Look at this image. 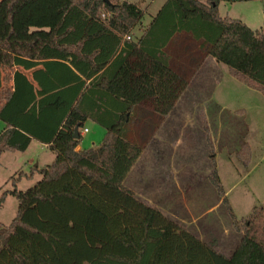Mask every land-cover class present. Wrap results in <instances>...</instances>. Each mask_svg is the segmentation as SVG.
I'll use <instances>...</instances> for the list:
<instances>
[{"label": "trees", "instance_id": "trees-1", "mask_svg": "<svg viewBox=\"0 0 264 264\" xmlns=\"http://www.w3.org/2000/svg\"><path fill=\"white\" fill-rule=\"evenodd\" d=\"M110 2L0 0V159L7 151L25 152L33 140L55 154L51 164L35 169L41 178L32 187L17 189L22 177L34 176L19 171L11 189H0V208L8 196L18 202L11 223L0 222V264H63L37 247L57 257L59 245L70 246L40 224L42 206L61 215L81 212L91 244L100 247L98 257L66 264H264V228L258 230L264 205L242 229L216 170L213 185L233 226L244 230L230 257L123 184L145 149L136 135L137 109L167 117L189 85L191 75L172 59L185 39L199 62L212 57L264 94V28L221 17L220 0H166L142 29L138 5ZM89 121L104 137L77 150ZM247 156L243 143L238 157L246 162ZM34 205L41 211L32 214Z\"/></svg>", "mask_w": 264, "mask_h": 264}, {"label": "rangeland", "instance_id": "rangeland-1", "mask_svg": "<svg viewBox=\"0 0 264 264\" xmlns=\"http://www.w3.org/2000/svg\"><path fill=\"white\" fill-rule=\"evenodd\" d=\"M127 1L142 8L146 20L166 2ZM218 10L221 17L241 20L253 30L264 28V0H220ZM196 52L195 45L185 39L172 58L180 70L191 75V80L168 116L161 118L145 108L137 111L136 135L145 149L123 184L139 198L161 205L176 204L174 213L189 221L197 219V229L212 237L213 246L226 254L230 250L226 248L234 246L233 238L237 235L240 239L244 230L233 226L231 213L213 185L211 174L214 170L218 173L233 216L244 229V219L254 208L264 205V94L233 77L226 65L212 57L199 62ZM3 126L0 121V132ZM85 127L89 132L83 134L78 150L98 145L104 137L105 130L96 123L89 121ZM243 143L248 145L246 162L238 157ZM54 159L50 149L35 141L25 152H4L0 159V189H11V178H17L19 171L34 176L22 177L16 182L17 189L32 187L41 178L35 169L44 168ZM153 203L148 205H156ZM61 204L68 205L63 201ZM42 207L45 216L40 224L70 244L59 245L57 257L51 249L37 246L48 260L66 264L76 258L81 263L99 256L100 247L91 244L92 233L84 230L81 212L64 209L61 215ZM17 209V200L8 196L0 208V222L11 223ZM38 211L40 205L30 210L32 214ZM261 227L264 221L258 230ZM190 231L195 233L196 229L192 226ZM225 234L231 237L230 246L220 240L227 237Z\"/></svg>", "mask_w": 264, "mask_h": 264}, {"label": "crops", "instance_id": "crops-1", "mask_svg": "<svg viewBox=\"0 0 264 264\" xmlns=\"http://www.w3.org/2000/svg\"><path fill=\"white\" fill-rule=\"evenodd\" d=\"M142 9V8H141ZM143 10V9H142ZM143 12H144V10H143ZM145 16H146V12H144V15H143V19H142V21H141V23H140V27H142V29L147 25V24H149V22H150V20H151V18H152V16L153 15H150L149 16V18H148V20H146L145 19ZM251 29H252V27H251ZM137 31V35H140L141 34V29H139L138 28V30L136 29L135 31H134V34H136L135 32ZM208 58V57H207ZM29 75V74H28ZM142 107H139L138 109H137V111L139 110V109H141ZM3 128H4V126H3ZM3 128H2V130H3ZM84 129H87L86 127L84 128ZM82 131V130H81ZM87 132H89V131H87ZM82 133V132H81ZM105 133V132H104ZM83 134L84 133H82V136H83ZM35 140H33L32 142H31V144H30V146L33 144V142H34ZM35 142H38V141H35ZM39 144H41L43 147H46V148H48V149H50L49 148V146L48 145H46V144H43V143H40V142H38ZM29 146V147H30ZM29 147H28V149H29ZM27 149V150H28ZM26 150V151H27ZM77 150H78V147H77ZM170 160H173V158L172 157H170ZM54 161V160H53ZM178 189V186L176 185L175 186V190H177ZM141 200H143L147 205L148 204H152L153 202L150 200V199H148V200H150V201H148L147 199H145V198H140ZM174 199V198H173ZM178 200V199H177ZM150 202V203H149ZM152 202V203H151ZM153 204H156V205H150V206H152V207H157V208H159L160 210H162L169 218H171L172 220H174V221H176L177 223H179L180 225H182V226H185L186 228H188L189 230H190V228H192V226L196 229V231H195V233H194V235L196 236V237H198L201 241H204V242H206L207 244H209V245H211V246H213V244H212V237H207V235H205V234H202L201 232H200V230H199V228L197 229V222H198V220L197 219H195V220H192V221H189V220H186V219H184V218H181V217H179V214H178V212H176V213H174V210L172 209L173 208V205H176V204H171V203H164L163 205H161V204H159V203H153ZM169 210V211H168ZM172 212H173V215H172ZM194 232V231H193ZM225 235H227V237L226 238H224V240H223V238H220V240H222V243H223V245H225V246H230L231 244H229L228 245V242H230L229 241V239L231 238L230 236H228V234H225ZM233 237V236H232ZM241 238L242 237H240V239H238V236L236 235L235 236V238H233V240H234V246L231 248V246L229 247V248H226L227 250H229V252L228 253H226V254H223L222 252H219L217 249H216V246L214 247L213 246V248L216 250V251H218L220 254H222V255H224L225 257H230V255L234 252V250L236 249V247L239 245V243H240V240H241ZM212 241V242H211ZM224 241V242H223ZM225 243V244H224ZM222 246V245H221Z\"/></svg>", "mask_w": 264, "mask_h": 264}, {"label": "water", "instance_id": "water-1", "mask_svg": "<svg viewBox=\"0 0 264 264\" xmlns=\"http://www.w3.org/2000/svg\"><path fill=\"white\" fill-rule=\"evenodd\" d=\"M105 4H108V5H110L111 4V2H110V0H102Z\"/></svg>", "mask_w": 264, "mask_h": 264}, {"label": "built area", "instance_id": "built-area-1", "mask_svg": "<svg viewBox=\"0 0 264 264\" xmlns=\"http://www.w3.org/2000/svg\"><path fill=\"white\" fill-rule=\"evenodd\" d=\"M104 17H105V15H103V18H104ZM87 131H88V129H82L81 132H82V133H86ZM82 133H81V134H82Z\"/></svg>", "mask_w": 264, "mask_h": 264}]
</instances>
